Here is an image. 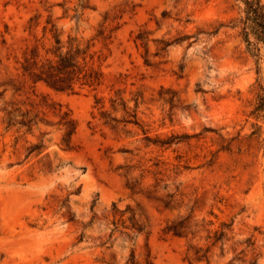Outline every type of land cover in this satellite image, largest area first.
Listing matches in <instances>:
<instances>
[{
    "label": "rangeland",
    "instance_id": "1",
    "mask_svg": "<svg viewBox=\"0 0 264 264\" xmlns=\"http://www.w3.org/2000/svg\"><path fill=\"white\" fill-rule=\"evenodd\" d=\"M79 4L0 0V92L18 78L17 62L48 22L64 41L69 35L84 43L95 39L105 75L98 91L37 86L48 104L70 110L76 120L69 148L54 110H34L45 121L31 133L7 132L0 112V264H127L132 253L139 264H264V118L251 116L264 88V50L260 58L247 52L233 22L240 6L233 0H90L78 27ZM140 32L147 36V56L135 41ZM97 99L118 119L123 112L113 111L111 100L132 110L137 103L141 127L104 125ZM5 102L23 111L39 103L12 89L0 108ZM254 124L262 127L260 138L250 136ZM145 132L180 139L162 147ZM41 141V153L30 154ZM229 143L230 151H221ZM142 175L144 193L173 196L174 209L126 188ZM128 208L144 227L141 234L131 228ZM191 214L213 223V230L232 225L223 255L220 245L208 262L189 252L210 246L205 232L195 239L164 233L167 224Z\"/></svg>",
    "mask_w": 264,
    "mask_h": 264
},
{
    "label": "trees",
    "instance_id": "2",
    "mask_svg": "<svg viewBox=\"0 0 264 264\" xmlns=\"http://www.w3.org/2000/svg\"><path fill=\"white\" fill-rule=\"evenodd\" d=\"M233 1L240 6L239 8L241 11V16L233 21L234 28L240 30V37L247 52L255 58H260L264 50V0ZM89 2L90 0H80V4L75 9L73 20H75L78 27L82 17L80 11L89 9ZM32 21L31 19V22ZM34 27L31 26L30 29L32 30ZM43 34L44 36L41 39L35 40L33 46L26 50L22 60L17 62L19 65L17 69L18 78H9L8 81L2 84L4 89L0 92V100L4 98L9 89H12L14 91V96L19 98L26 97V100L30 102L39 103H32V110L23 111V109L15 103L9 104L5 102L0 108V112L3 114L2 123L7 132L15 130L17 133H20L22 130H26L27 133H31L34 126L45 121L44 119H40V111L33 113L34 110H38L39 108L54 110L55 115L59 118L57 125H59L60 130L63 132V144L66 148H69L78 130L76 120L73 118L70 110L64 111L63 107L60 105L48 104V99L38 94L37 86L43 85L56 93L76 94L84 89L98 91L105 83V75L101 68L103 59L102 55H98L95 51V39L84 43L78 37L69 35L67 40L64 41L62 39V33L59 32V29L54 24H51V22H48L47 26L44 27ZM103 35L104 32H101L99 37H103L104 41H106L108 38ZM193 37L194 36H186L184 40ZM135 41L137 43L139 42V44L145 48L147 56L148 40L145 33L140 32L135 38ZM145 64L146 66H151L146 58ZM28 86L29 91L26 90ZM101 101L102 99L96 100L95 108L103 103ZM110 103L113 111L117 112L121 109L124 116L122 119L113 117L112 113L103 110L104 106L102 104L99 108V120L103 121L104 125L112 129H116L120 124H124L125 127L129 125L141 127L137 114V103L134 110L130 109L125 102H115L111 100ZM251 116L257 121L264 118V88L261 85L256 94V101ZM253 128L254 131L250 136L260 138L262 127L258 124H254ZM145 135L148 142L161 145L162 147L169 146L175 140L180 139L179 137L172 136L167 140H160L150 138L147 136V132H145ZM43 147V141H41L30 149V154L34 152L41 153ZM230 147V143L226 146L223 145L221 151H230ZM155 166L159 167L158 164H155ZM49 169L51 171V166ZM129 173L131 172H128L127 175H129ZM144 179L145 176L142 175L141 180L128 181L126 188L129 189L133 195H146L150 201L162 203L165 210L174 209L172 206L174 200L173 196L168 195L165 200H161L154 195L156 191L144 193L142 189V181ZM64 208L69 209L68 200L64 201ZM126 212H132V210L128 208L125 213ZM193 212L194 210L192 214ZM192 214L186 217H180L167 224L164 228V233L177 238L187 239L189 236H192V239H195L200 233L205 232L207 234L205 241L210 244V246L206 250L194 246L189 247V252L193 251L197 260L208 262L211 249L220 245V252L223 255L225 252V242L228 241L226 231H229L232 225L223 223L220 230H213V223H207L205 220L198 222L194 219ZM69 217L70 221L74 220V216L70 213ZM129 220L131 221V228L136 234H141L144 231V227L136 221V215L134 213ZM83 239L84 236L81 235L80 241ZM247 244L249 247H252L254 242L248 240ZM108 248H111V246ZM235 259H237V257L233 258V260ZM127 264H139L133 253ZM148 264H153V262H148ZM249 264L256 263L251 262Z\"/></svg>",
    "mask_w": 264,
    "mask_h": 264
}]
</instances>
